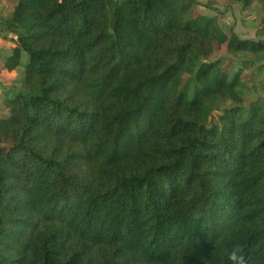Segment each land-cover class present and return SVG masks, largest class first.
Wrapping results in <instances>:
<instances>
[{
  "label": "trees",
  "instance_id": "obj_1",
  "mask_svg": "<svg viewBox=\"0 0 264 264\" xmlns=\"http://www.w3.org/2000/svg\"><path fill=\"white\" fill-rule=\"evenodd\" d=\"M197 5L18 0L0 264H229L235 245L264 264V100L244 107L241 70L207 61L225 46L264 62V41Z\"/></svg>",
  "mask_w": 264,
  "mask_h": 264
},
{
  "label": "rangeland",
  "instance_id": "obj_2",
  "mask_svg": "<svg viewBox=\"0 0 264 264\" xmlns=\"http://www.w3.org/2000/svg\"><path fill=\"white\" fill-rule=\"evenodd\" d=\"M196 1L198 5L194 8V15L213 18L216 25L224 33L232 30L240 39L264 41V4L255 1L250 6L243 8L238 4H232L229 0ZM7 32V28H3L0 32V47L12 49L14 44L7 39ZM7 57L8 53L0 49V67L4 65ZM216 60L220 61V66L231 76L241 70V76L246 86L243 91L244 107H248L252 102L264 100L262 85L264 84V62L256 60L254 56L248 53H240L237 57L230 56L227 54L225 46H215L207 61ZM26 61L27 56L23 54L21 63L24 65ZM21 70L11 74L3 73L5 75L0 76V111L6 95L12 96L19 91H24L20 84ZM192 90L193 85H191L190 94ZM231 105L227 104L226 107ZM218 114L215 112L212 119H215Z\"/></svg>",
  "mask_w": 264,
  "mask_h": 264
},
{
  "label": "crops",
  "instance_id": "obj_3",
  "mask_svg": "<svg viewBox=\"0 0 264 264\" xmlns=\"http://www.w3.org/2000/svg\"><path fill=\"white\" fill-rule=\"evenodd\" d=\"M17 3H18V0H0V32H2L3 28L8 29V24H9V21L11 19L12 12H13L15 6L17 5ZM6 34H7V36H6L7 39L11 40V42L14 44V47H15L16 46V36L9 29H8V32ZM0 49L7 52L8 56L10 55V53L12 51V49H6L3 47H0ZM13 72H15V71H13ZM13 72H11V73H13ZM3 73H9V72L4 71L3 66H1L0 67V76L5 75ZM11 73H9V74H11Z\"/></svg>",
  "mask_w": 264,
  "mask_h": 264
},
{
  "label": "clouds",
  "instance_id": "obj_4",
  "mask_svg": "<svg viewBox=\"0 0 264 264\" xmlns=\"http://www.w3.org/2000/svg\"><path fill=\"white\" fill-rule=\"evenodd\" d=\"M203 264H205L206 258H201ZM227 259L229 264H249V258L247 257L244 249L240 245H235L227 252Z\"/></svg>",
  "mask_w": 264,
  "mask_h": 264
}]
</instances>
